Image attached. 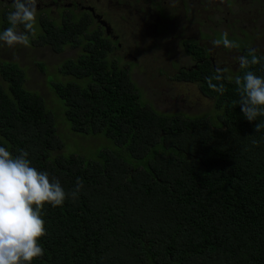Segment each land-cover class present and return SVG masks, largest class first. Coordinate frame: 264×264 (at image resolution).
Listing matches in <instances>:
<instances>
[{
    "label": "trees",
    "instance_id": "obj_1",
    "mask_svg": "<svg viewBox=\"0 0 264 264\" xmlns=\"http://www.w3.org/2000/svg\"><path fill=\"white\" fill-rule=\"evenodd\" d=\"M7 16L1 31L11 26ZM64 17L39 16L30 43L56 53L79 49L60 67L68 78L51 80L50 89L70 137L108 145L65 143L54 112L26 89L25 69L0 61V146L14 157L26 151L31 166L66 193L83 180L78 198L44 205L45 251L32 264H264V128L255 129L264 117L243 116L234 82L213 81L224 84L223 94L208 87L215 70L207 59L184 78L213 110L160 111L112 54L117 40L84 11ZM250 47H236L239 56ZM245 71L264 76V61L225 75Z\"/></svg>",
    "mask_w": 264,
    "mask_h": 264
},
{
    "label": "rangeland",
    "instance_id": "obj_2",
    "mask_svg": "<svg viewBox=\"0 0 264 264\" xmlns=\"http://www.w3.org/2000/svg\"><path fill=\"white\" fill-rule=\"evenodd\" d=\"M213 1V5L210 3L212 6H208L205 9L208 14L204 11V20L206 15H211L212 9H216L217 11L214 10L215 13L211 15L212 22L206 20L203 23L201 30L204 33L202 34V42L209 45L215 59V65H223L221 67L229 70L227 73H232L238 67L236 65L239 57L237 51L229 49V52L224 53L222 45L214 47L211 44L212 41L210 42L209 40H211V36L218 39L220 38L218 34L227 32L229 39L234 41L238 47L243 43L251 46L250 43H252L264 51V0L250 3H242L250 0H240L242 2L236 3L234 1L229 5L223 2V0ZM243 6L252 12L249 13L246 9H242ZM204 8L206 7L204 6ZM235 13V17L239 20V23L235 25L234 29L229 30V28H226L224 18L230 20L229 15ZM132 22L128 25L129 27H131ZM132 26L138 25L132 24ZM119 29L121 32L126 30L124 27ZM131 32L137 35L133 30ZM230 32L235 35L236 39L229 35ZM140 35L143 34L141 33ZM261 37H263V41ZM161 38L162 34L159 36L151 34L149 39L145 41H140L138 38L130 41L127 38L125 41L127 42V48L123 46V50H114L112 54H122L125 56L121 64L126 67L131 79L141 90L143 98L152 101L158 110L163 112H189L192 115L211 112L213 110L212 100L201 94L196 85L176 82L172 78H169V75L173 74L174 69L167 59L173 57L174 53H168L169 48L160 42ZM167 38L170 40V47H174L177 41L180 40L177 35L171 38V34H168ZM122 39L125 40V38ZM224 49L227 50L226 48ZM78 53L79 49L71 47H67L62 52L56 53L49 46H35L31 44V47L27 48L22 45L9 48L7 45L0 44V61H12L25 69L26 89L39 93L43 97L47 107L55 114L58 132L64 135L65 143L68 145H71L73 140H78V137L75 135L70 137L68 124L62 115L63 108L61 102L57 100L51 91L49 82L51 80L63 81L67 79L68 77L62 74L60 67L68 59L75 60ZM136 58V64L132 66L127 64H133ZM185 63H187V60H185ZM78 144H83L90 148L101 144L108 145L107 141L100 137H92L87 140L80 138Z\"/></svg>",
    "mask_w": 264,
    "mask_h": 264
},
{
    "label": "clouds",
    "instance_id": "obj_3",
    "mask_svg": "<svg viewBox=\"0 0 264 264\" xmlns=\"http://www.w3.org/2000/svg\"><path fill=\"white\" fill-rule=\"evenodd\" d=\"M38 0H11L13 9L7 19L10 27L0 31V44L12 48L16 45L31 47L30 38L37 34ZM23 30H20V26ZM214 47L226 49L238 47L228 38L227 32L214 39ZM258 50L249 48L247 55L238 57L240 69L258 65L264 61V55H257ZM227 68L217 67L212 76L206 77L208 87L220 94L225 91L223 81L234 82L239 93V101L233 104L241 108L243 116L249 121L264 117V76L253 71L243 75L226 76ZM264 128V122L255 125L256 131ZM28 153L21 151L13 156L5 146H0V264H32L44 255L39 243L46 235L45 222L41 210L45 204L52 207L63 205L69 196L78 198L83 188V180L76 178V186L66 193L58 179L49 178L47 172L38 171L27 159Z\"/></svg>",
    "mask_w": 264,
    "mask_h": 264
},
{
    "label": "flooded vegetation",
    "instance_id": "obj_4",
    "mask_svg": "<svg viewBox=\"0 0 264 264\" xmlns=\"http://www.w3.org/2000/svg\"><path fill=\"white\" fill-rule=\"evenodd\" d=\"M236 1V3L242 2L240 0H223V2L229 5ZM258 0H250L242 3H250ZM11 0H0V27L3 23V19L6 18L9 12L13 9L10 6ZM210 3H214L213 0H38L37 4V23H39V16L42 19L63 21L67 14H70V10L74 13L84 11L89 14L90 20H94L103 29L105 36H108L111 40H117V49L123 50V46L127 48L126 39L145 41L148 40L151 34L159 36L162 34L160 42L167 45L169 48L168 53H174L173 57H169L171 67H173V74L169 75L176 82L194 84L197 83L190 80H185L184 77L187 74L196 71L198 65L207 59L210 61L212 68L215 70L221 66L215 65V59L212 55L211 49L207 43L202 42V27L204 21L212 22L211 15L215 13L212 9L211 15H206L204 20V11L208 8ZM204 6L206 8H204ZM242 9H246L247 12L252 11L245 6ZM241 10V9H240ZM217 11V10H216ZM210 12V9H209ZM254 13V12H253ZM208 14V12H206ZM235 14L229 15L228 18H224L226 28L229 30L234 29L235 25L239 23ZM69 16V15H68ZM134 21V22H132ZM138 25L129 27L130 23ZM229 23V25H227ZM228 26V27H227ZM231 26V29H230ZM126 29L121 32L119 28ZM138 27V28H136ZM133 30L137 35L131 32ZM210 32H213L209 30ZM143 35H140V34ZM171 34V38L177 35L180 40L170 47V40L167 35ZM213 34V33H212ZM231 37L235 38V35L230 32ZM129 36V37H128ZM135 36V39H134ZM264 37V36H263ZM263 37L261 40L263 41ZM122 38H125L122 39ZM215 38L209 40L213 41ZM136 42V41H135ZM212 44V43H211ZM192 46L194 51L188 52L187 47ZM203 47L206 50L204 55L202 54ZM250 47V46H249ZM257 49L259 52H264L260 47L251 43V47ZM222 51L226 53L229 49ZM231 50L237 51L238 48H232ZM239 56V55H238ZM241 56V54H240ZM120 61L125 59L124 55L119 54ZM187 60V63H185ZM230 61V60H229ZM227 61V62H229ZM137 63V58L133 64L127 63L132 66ZM187 64V65H186ZM122 65V64H121ZM236 65L239 67V61H236ZM124 66V65H122ZM237 69V68H236ZM198 87V86H197ZM202 94V93H201ZM180 112V111H177Z\"/></svg>",
    "mask_w": 264,
    "mask_h": 264
}]
</instances>
